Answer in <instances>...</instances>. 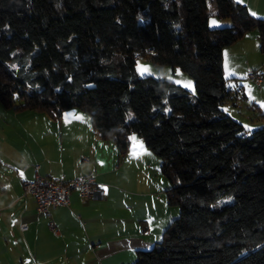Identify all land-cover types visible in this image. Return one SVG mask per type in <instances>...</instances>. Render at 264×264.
Instances as JSON below:
<instances>
[{"label": "trees", "instance_id": "16d2710c", "mask_svg": "<svg viewBox=\"0 0 264 264\" xmlns=\"http://www.w3.org/2000/svg\"><path fill=\"white\" fill-rule=\"evenodd\" d=\"M251 31L264 55V19L236 0H0L3 106L54 120L78 108L121 160L133 134L160 158L180 214L132 264H264V126L222 109L247 98L223 53ZM138 54L188 74L195 94L139 76Z\"/></svg>", "mask_w": 264, "mask_h": 264}, {"label": "crops", "instance_id": "0c3cea01", "mask_svg": "<svg viewBox=\"0 0 264 264\" xmlns=\"http://www.w3.org/2000/svg\"><path fill=\"white\" fill-rule=\"evenodd\" d=\"M236 1L264 19V0ZM222 24L216 22L215 27ZM223 65L233 75L259 72L260 90H264V55L257 31L226 47ZM45 122L57 144L55 158L37 160L31 155L29 162L15 166L12 177L0 175V264H132L137 252L159 242L177 217L163 205H155L151 191L145 190L141 175L145 170L140 166L148 148L140 137L131 135L121 160L116 146L99 138L89 114L78 108L65 111L58 121ZM35 166L41 176L64 181L94 173L105 199L83 198L76 190L70 194L69 206L53 209L50 216L40 215L35 199L24 195V184L34 179ZM20 221L27 230L20 229ZM52 222L58 235L51 231Z\"/></svg>", "mask_w": 264, "mask_h": 264}, {"label": "rangeland", "instance_id": "374dc122", "mask_svg": "<svg viewBox=\"0 0 264 264\" xmlns=\"http://www.w3.org/2000/svg\"><path fill=\"white\" fill-rule=\"evenodd\" d=\"M211 10L214 12L215 7L211 6ZM216 22L223 24L215 27L217 26ZM230 24L228 19H220L216 16L210 18L211 28H222L230 26ZM136 72L141 77L166 78L195 94L193 79L179 68L156 66L148 59L142 58L137 61ZM250 72L245 71L242 75H233L234 73H231L228 67L226 68L224 73L225 77L229 79L228 85L232 87L237 84L242 85L248 99L237 100L235 102L237 105L229 101L223 105L222 109L252 132L264 126V90H260L261 88L248 78ZM45 119L54 120L46 113L29 110L14 111L0 103V175L3 178L8 179L15 175L17 170L15 166L29 162L33 156L37 160H40L42 156H47L51 160L55 158L57 144L48 134L50 130ZM50 127L53 128V125ZM135 136L139 137L136 134ZM142 161L140 167L145 172L141 175H144L146 179L145 190L151 191V201L155 205H163L167 211L178 217L179 208L169 206L166 202V190L169 187V182L160 171V158L147 149V156Z\"/></svg>", "mask_w": 264, "mask_h": 264}, {"label": "built area", "instance_id": "2783aa9c", "mask_svg": "<svg viewBox=\"0 0 264 264\" xmlns=\"http://www.w3.org/2000/svg\"><path fill=\"white\" fill-rule=\"evenodd\" d=\"M142 58V55H136L137 60ZM248 78L259 87L263 84V77L257 71L250 72ZM34 172V179L26 181L24 184V195L35 199L37 213L40 215L50 216L53 209L69 206L70 194L76 190L80 191L83 198L94 201L105 199V191L96 184L94 173L64 181L59 178L41 176L39 166L34 167ZM19 226L22 231L28 228L27 224L22 221H20ZM50 228L55 235H58L56 225L53 222L50 224Z\"/></svg>", "mask_w": 264, "mask_h": 264}]
</instances>
